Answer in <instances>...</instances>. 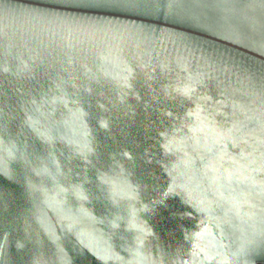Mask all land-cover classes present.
Listing matches in <instances>:
<instances>
[{"label": "water", "instance_id": "1", "mask_svg": "<svg viewBox=\"0 0 264 264\" xmlns=\"http://www.w3.org/2000/svg\"><path fill=\"white\" fill-rule=\"evenodd\" d=\"M52 2L55 0H0L5 5L0 7V66L15 69L21 60L29 65V71L19 74L0 71V141H4L0 148H7V139H10L17 148L32 153L39 166L54 168L58 162L65 173L71 168L64 180L78 183L81 176L86 177L87 199L77 201V207H82L86 214L69 229L67 220L49 210L46 213L49 219L42 224V205L38 206L39 202L26 191L24 184L13 183L6 188L9 206L0 216L11 214L14 222L8 228L7 239L0 237V245L23 261L38 255L45 264H59L62 250L71 264H109L107 260L101 261L100 249L111 246L118 255L124 256L116 244L127 248L141 235L142 229L147 254L163 255L166 262L171 260L173 264L181 260L188 264L190 259L191 264H200L199 254L192 257L197 243L206 250L218 249L230 254L240 242L241 230L251 234V225L259 229L264 218V168L260 167L264 160V130L256 125L241 133L246 141L240 146L243 155L237 147L220 140L209 139L207 145L204 141L197 144L187 140L183 152L192 158L193 166L178 168L173 173L177 185L186 184L199 194L196 186L201 184L206 163L217 167L223 163L228 168L255 161L256 171L248 172L255 184L242 189L248 193L251 205L250 209L245 207V212L250 210L253 216L252 219L244 216L243 223L239 219L233 221L235 227L218 220L208 221L194 210L192 217L185 215L190 205L179 188L161 196V191L168 192L166 185L172 184L164 165L167 163L171 168L183 152L177 154L175 149L173 153L166 152L162 146L165 141L159 135L163 131L171 138L175 133L177 146L186 136L204 135L189 130L197 118L187 116V112L195 110V105L186 104L185 98L175 91L187 81L189 72L197 71L212 77L211 81L205 80L196 86L199 96L211 97L206 102L194 97L205 110L201 115L206 117L211 112L213 124L231 127L225 121L231 119L228 115L231 99L235 97L237 104L241 102L242 86L236 83L241 69L218 58L214 49L222 50L225 42L217 39L213 43L193 33L196 40L202 41L200 45H193L173 34L186 33L185 29H173L165 24L152 25L160 29L156 35L117 31L103 25L69 30L36 18L34 9ZM68 15H98L123 24L148 23L147 17L137 18L142 13H121V10L69 12ZM6 39L12 44L7 51ZM229 52L235 55L236 47L229 45ZM100 53L107 59H101ZM244 54L245 49L239 48V56ZM224 59L227 61V57ZM129 67L133 69L130 90L122 83ZM244 70L254 79L264 72L259 59L253 65L251 57ZM252 107L258 114L259 103ZM77 108L81 113L79 119H74L71 113ZM29 117L46 127L55 125L61 138L45 144L32 128ZM101 121L109 127H102ZM85 144L93 149L88 153V160L95 167L76 151ZM125 152L130 158L123 155ZM4 156L6 152L0 151V158ZM97 170L118 179L124 190L117 193V199L113 200L112 193L100 187L93 175ZM56 181L64 182L59 176ZM46 186L52 187L53 182L47 180ZM233 187L239 188V185ZM68 198L73 199L71 195ZM201 219L208 228L197 240L190 234L202 230ZM25 221L31 229L30 238L26 249L19 250L16 243L25 235ZM113 223L119 227H113ZM214 224L221 226L214 227ZM48 226L55 236H49ZM111 264H117L115 258Z\"/></svg>", "mask_w": 264, "mask_h": 264}, {"label": "snow or ice", "instance_id": "2", "mask_svg": "<svg viewBox=\"0 0 264 264\" xmlns=\"http://www.w3.org/2000/svg\"><path fill=\"white\" fill-rule=\"evenodd\" d=\"M4 6L0 4V7ZM105 10H121V13L139 12L144 15L137 18L147 17L148 23L123 24L115 20L102 19L98 15H68L69 12L99 13ZM34 13L36 18L42 21L67 27L69 30H72L73 27L97 28L103 25L104 28H115L117 31L122 29L125 32L131 31L140 35H156L160 29L153 28L152 25L165 24L173 29H185L186 33L174 32L173 34L193 45L202 43L201 40L194 38L193 33H199L203 38L211 39L213 43L217 39L225 42L222 50L214 49L219 54L218 58L225 63L231 62L233 67L241 69L240 76L236 80V83L242 86V94L239 97L241 102L237 104L235 97L231 99L228 105V115L231 119L225 121V123H231V127L225 128L220 123L213 124L211 121L213 113L211 112H208L206 117L201 115L205 110L194 97H198L201 102H206L211 97L199 96L196 86L202 85L205 80L211 81L212 77L198 71L194 74L189 72L187 81L176 87L175 91L185 98L186 104L195 105V110L190 109L187 112V116L197 118L196 123L190 124L189 130L204 135L186 136L177 146L175 133H172L169 138V133L161 131L159 135L165 141L162 146L166 152L173 153L174 149L177 154L183 152V149L187 147L185 142L187 140H194L197 144L204 141L207 145L208 140L211 139L213 142L220 140L223 144L230 143L233 147H237L239 154L243 155L240 146L246 141L241 133L256 125L264 130V72L254 79L244 70L249 64V57H251L253 65L259 59L260 66L264 68V0H55L52 3L38 5L34 9ZM207 39H204L203 42L207 43ZM5 42L7 51L11 49L12 44L7 39ZM229 45L236 47L235 55L229 52ZM241 47L245 49L244 56H239ZM99 55L101 59H107L104 53ZM225 57H227V61H225ZM0 71L5 73L15 71V74H19L21 71H29V65L27 61L21 60L15 69L12 66H0ZM126 72L127 75L123 77L122 83L125 89L130 90L133 69L129 67ZM220 94L223 96L224 92ZM121 99H123V95H121ZM257 102L259 103L258 114L252 107ZM217 104L223 106L222 101H218ZM80 113L81 110L77 108L71 115L74 119H79ZM249 113L253 114L249 115ZM168 115L171 116V113ZM28 119L32 128L45 144H53L61 138L55 125L46 127L41 125L38 120H33L32 117ZM101 125L104 128L109 127L108 123L104 121H101ZM205 127L208 129L207 132H205ZM69 143H74V141L69 140ZM3 144L4 141H0V145ZM7 144V148H0V151L6 152V156L0 158V212L9 206L6 188L13 183L24 184L26 191L39 202L38 206L42 205V224H45L49 219L46 215L47 211L52 210L56 216L68 221L67 228H72L74 223H77L86 214L82 207H77V201L87 199L84 188L86 177L81 176L78 183L66 181L64 177L72 171L71 168H68L65 173L58 162L54 168L39 166L33 159V154L27 149L17 148L10 139H7ZM76 151L86 163L95 167L88 160V153L93 151L90 146L85 144L83 148L77 147ZM123 155L130 158V154L127 152ZM192 166L193 160L187 152L179 155V159L172 164L171 168L166 163L164 167L172 177V184L166 185L168 192L161 191V196H166L179 188L184 194L185 202L190 205L189 210L185 213L188 217H192L194 210L200 216L206 217L208 221L218 220L221 224H232L233 227H235L233 221L237 219L242 223L245 222L244 216L252 219L253 213L250 210L245 212V207L250 209L251 205L248 193L242 189L255 184L254 177L248 174L249 170L256 171L255 161L239 167L229 166L228 168H225L223 163L219 167L211 162L206 163L203 168L201 184L196 186L199 194L186 184L177 185L173 175L178 168H191ZM260 167L264 168V160L261 161ZM209 171L213 174L209 175ZM93 175L95 179L99 180L100 187L105 192L112 193L113 200L117 199L118 192H123V187L114 175L109 176L107 172L98 170ZM57 176L64 182H57ZM41 177L46 179L42 180ZM47 180L53 182L52 187L46 186ZM233 185H239V188L233 187ZM262 190H264V186H262ZM69 195L73 197L71 201L68 198ZM13 222L11 214L0 216V237L7 239L8 228ZM200 224L202 230L191 233L190 237L198 240L203 232L207 231L208 224L204 219L200 220ZM213 226L220 227L221 225L214 224ZM113 227H119V225L113 223ZM129 227H132V224H129ZM24 230V237L16 243V248L19 250L26 249L30 238L31 229L27 221H25ZM140 231L141 235H137L134 242L130 243L127 248H123L119 243L116 244V248L120 249L124 256L118 255L111 246L100 249L101 261L107 260L111 264V260L115 258L117 264H173L171 260L166 262L163 255L150 257L147 254L148 249L144 247L143 230ZM48 234L55 236L50 226H48ZM220 235L223 236V229H221ZM238 239L240 242L230 254L222 253L218 249L206 250L197 243L194 246L192 257L199 254L201 256L200 264H208L209 261H212V264H264V218L261 219L259 229L255 224H252L251 234H248L246 230H241V236ZM93 246L96 245L93 244ZM60 251L59 264H71L63 255L62 250ZM0 264H45V261L38 255L30 256L26 261L17 259L0 245ZM177 264H186V262L181 260ZM188 264H191V259Z\"/></svg>", "mask_w": 264, "mask_h": 264}]
</instances>
